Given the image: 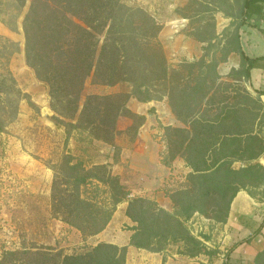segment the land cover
Wrapping results in <instances>:
<instances>
[{"label": "trees", "instance_id": "1", "mask_svg": "<svg viewBox=\"0 0 264 264\" xmlns=\"http://www.w3.org/2000/svg\"><path fill=\"white\" fill-rule=\"evenodd\" d=\"M250 1L243 0L244 12ZM27 2L0 0L1 22L11 31L17 30L15 20ZM220 10L232 19L234 28L218 35L214 12L203 5L196 12L202 15L197 22L206 24L191 27L188 35L206 44L204 54L177 68L170 67L160 41L163 26L144 8L128 6L123 0H31L24 14L25 60L48 85L57 123L88 130L94 138L113 144L121 117L132 121L129 129L135 132L144 124L145 116L129 108L131 98L149 102L167 97L172 113L183 125L168 126L165 133L169 159L183 158L191 169L189 186L170 195L173 212L149 198L128 200L126 215L137 224L130 229L129 245L137 249L161 253L170 243L183 242V254L193 257L203 253V244L190 233L186 221L198 213L225 223L240 190L254 197L250 187L264 188V165L255 162L264 154V139L253 128L261 120L256 110L264 115L260 99L264 92L255 91L256 98L247 91L242 97L224 93L232 81L250 79L254 62L241 48L242 21L236 23L232 12ZM183 18L189 19L187 15ZM19 50L16 41L0 34V132L17 117L21 100L27 98L9 68ZM234 52L241 57L240 68L231 69L224 80L219 65ZM89 77L105 86L127 82L131 91L92 94L81 107ZM242 98L257 109L243 107ZM230 99L234 101L228 102ZM65 119L76 122L66 123ZM236 162L241 166L235 167ZM53 170L52 213L84 236L102 232L116 205L129 198L130 192L107 165L87 168L73 155L65 154ZM92 182L110 189V209L83 198L82 187ZM127 249L106 242L75 255L54 252L51 247L24 248L5 251L0 264H126Z\"/></svg>", "mask_w": 264, "mask_h": 264}, {"label": "rangeland", "instance_id": "2", "mask_svg": "<svg viewBox=\"0 0 264 264\" xmlns=\"http://www.w3.org/2000/svg\"><path fill=\"white\" fill-rule=\"evenodd\" d=\"M2 1L5 3L6 0ZM30 1L28 0L27 6L19 14L17 21L15 20L17 23L16 31H11L0 19V34L16 41L20 46L19 52L12 56L9 68L16 78L19 88L27 95V98L20 102L17 117L7 124L3 132H0V261L5 251H16L24 248L51 247L54 252L75 255L86 253L95 247L99 238L95 237L89 240V236H84L77 228L54 217L51 210L53 168L61 162L65 154H71L77 160L82 161L87 168H92L95 165H107L111 173L114 174L117 170V168L114 169V164L121 157L129 159L128 154L134 148L139 133V130L135 132L134 129H129L132 125L129 118L121 117L118 121V134L115 141L113 144H108L94 138L88 130L72 128L55 121L56 112L51 107L49 87L36 77L33 69L27 65L25 60V37L22 22ZM123 2L128 6L144 8L162 26V23L187 15L189 17L186 19L188 27L183 30L187 36H189L191 27L195 28L200 23L206 24L203 21L197 22L202 15H196V12L203 5H208L213 10L216 31L220 36L226 35L227 30L234 28L231 26L232 19L220 9L232 12L236 23L242 21L245 15L242 8L243 0H197V2L192 3L191 0H123ZM4 18L7 19L8 16L5 15ZM167 39L166 43L160 41L172 68H177L184 61H196L204 54L203 47L206 44L193 45L188 42L187 38L179 40L175 37H169ZM209 52L212 53V50ZM219 57L220 54H218ZM218 71L220 73L223 69H218ZM228 74H221L224 80ZM232 83L228 91L224 92L226 95L231 97L241 95L242 97L247 91L252 97H257L243 82L232 81ZM130 91L131 86L127 82H121L115 86H105L95 84L93 79L89 77L82 93L81 107L86 98L92 94L109 95ZM131 99L134 101H132V105L128 103L129 108L145 116L144 125L141 129V133L146 136V139L143 140L158 143L162 149L160 157L163 162L168 163L169 155L168 153L164 154V148L168 151L165 128L183 125L180 122L175 125L172 124L173 119L171 120L172 114L167 97L143 102V104H138L137 102L140 101L136 98ZM233 101L234 99L228 100L230 103ZM241 105L251 111L257 109L255 104L253 105L244 98L241 99ZM256 111L260 113L261 120L260 122L257 121L253 128L259 131L264 139V115L262 111L258 109ZM65 122L75 123L76 120L65 119ZM255 162L264 165V154ZM234 166L238 168L241 163L236 162ZM188 186L187 180L183 187L179 186L177 189L170 187L165 193L170 199L173 192ZM249 190L256 197L264 196V188L250 187ZM81 192L83 198L95 205L104 207V209L112 207L110 189L105 185L92 182L83 186ZM129 199L131 198L127 200ZM170 203V208L166 210L173 212V203L172 201ZM191 218L186 221V226L190 233L203 243L201 237L197 236L208 237V232L202 229L200 224H197V220L192 222ZM128 230L129 227L123 224L117 229V233L121 234ZM182 243L176 242L170 243V245L178 244L183 246V249L169 248V245L166 249H170L173 253H183L186 248ZM168 254L170 253L166 252L165 260H167ZM126 264L155 263L153 259L145 256L126 255Z\"/></svg>", "mask_w": 264, "mask_h": 264}, {"label": "crops", "instance_id": "3", "mask_svg": "<svg viewBox=\"0 0 264 264\" xmlns=\"http://www.w3.org/2000/svg\"><path fill=\"white\" fill-rule=\"evenodd\" d=\"M186 22V18L179 17L162 23L160 40L166 43L169 37L179 40L187 38L190 44L202 45L201 42L183 32L188 27ZM242 23L239 28L241 48L245 55L254 62L250 70L251 77L244 84L255 94V91L264 92V0L250 1ZM240 65L241 57L234 52L229 55L226 62L220 64L218 69H223L220 74H228L233 68L239 69ZM260 99L264 105V94L260 96ZM132 101L134 99L129 101V105H132ZM137 103L143 104V102ZM171 114L172 124L175 125L179 121L172 111ZM142 127L139 129L134 148L128 154L129 159L121 157L114 164V169L117 168L114 175L119 176L121 183L128 191L130 190L129 198L136 195L149 198L155 200L161 207L169 209L171 201L165 191L170 187L175 189L179 186L183 187L191 169L180 157L173 160L168 159V163L163 162L160 157L162 150L160 145L143 140L146 136L141 133ZM166 153L168 151L164 148V154ZM127 206L128 200L117 204L106 228L97 235L89 236L88 239L99 238L96 244L106 242L120 247L127 246V255L145 256L153 259L155 264L209 262L213 264H264V196L252 197L247 191L240 190L231 202L229 216L225 223L216 222L196 213L191 221L197 220V224L207 230L209 236H197L203 240L204 252L193 257L181 252L173 253L168 248L157 253L129 245L132 235L130 229L137 224L126 215ZM123 224H126L129 230L121 234L117 233V229ZM258 231L260 232L256 234ZM172 247L183 249L181 245L169 244V248ZM166 252L170 253L166 256L167 260L164 259Z\"/></svg>", "mask_w": 264, "mask_h": 264}]
</instances>
